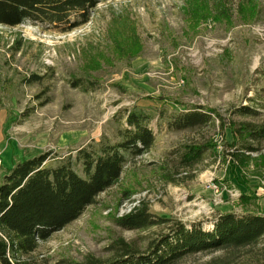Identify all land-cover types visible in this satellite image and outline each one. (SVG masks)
Masks as SVG:
<instances>
[{
  "label": "rangeland",
  "instance_id": "obj_1",
  "mask_svg": "<svg viewBox=\"0 0 264 264\" xmlns=\"http://www.w3.org/2000/svg\"><path fill=\"white\" fill-rule=\"evenodd\" d=\"M225 14L193 27L189 4ZM241 6V10L239 7ZM126 19L139 53L118 54L111 24ZM132 42V41H130ZM94 62V63H93ZM264 0H101L89 20L68 32L31 23L0 26V181L16 162L49 153L46 165L70 161L83 175L79 152L120 141L129 112L150 117L149 153L127 165L118 184L99 194L73 222L38 246L28 264L109 262L121 238L145 252L180 221L212 229L219 214L264 216V142L244 167L232 166L238 139L226 128L170 130L173 117L193 106L215 109L230 122L264 125ZM252 107L256 116L235 113ZM213 144L205 159L178 169L168 152L183 144ZM238 142V141H237ZM235 164V162H234ZM188 176H194L192 179ZM143 202L161 225L128 230L113 217ZM264 264V238L234 255L197 253L177 264Z\"/></svg>",
  "mask_w": 264,
  "mask_h": 264
},
{
  "label": "trees",
  "instance_id": "obj_2",
  "mask_svg": "<svg viewBox=\"0 0 264 264\" xmlns=\"http://www.w3.org/2000/svg\"><path fill=\"white\" fill-rule=\"evenodd\" d=\"M101 0H0V26L14 28L31 23L44 31L51 29L68 32L85 24ZM188 19L195 28L212 18L213 12L225 14L222 2L214 8L206 4H189ZM241 6L239 10H241ZM111 41L118 54L134 57L139 53L135 29L126 19L111 24ZM132 41V42H130ZM94 63V62H93ZM264 103V88L256 98ZM241 116H256L252 107L235 110ZM150 117L139 112H129L120 141L104 144L98 152L80 151L83 175L70 161L57 166L46 165L49 153L16 162L0 181V264H28L25 260L38 246L57 231L76 220L96 197L118 184L127 165L136 157L149 153L155 135L149 126ZM217 126L224 132L228 128L238 142L237 152L231 154L232 166L244 167L251 159L249 153H259L264 142V125L252 122H230L215 109L193 106L176 114L169 123L170 130L200 129ZM213 144L208 142L183 144L168 152L177 160V169L187 173L199 165ZM247 153V154H244ZM235 162V164H234ZM194 176H188L192 179ZM168 220L151 214L140 202L122 217H113L116 226L137 230L161 225ZM264 238V216L260 214H219L207 231L200 224L187 225L175 221L168 230L150 242L145 252L121 238L110 246L115 259L109 262L88 260L69 264H177L197 253L222 250L234 255L237 251L257 245ZM219 264H230L220 260Z\"/></svg>",
  "mask_w": 264,
  "mask_h": 264
},
{
  "label": "crops",
  "instance_id": "obj_3",
  "mask_svg": "<svg viewBox=\"0 0 264 264\" xmlns=\"http://www.w3.org/2000/svg\"><path fill=\"white\" fill-rule=\"evenodd\" d=\"M7 168H11V167H7Z\"/></svg>",
  "mask_w": 264,
  "mask_h": 264
}]
</instances>
